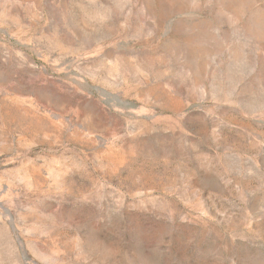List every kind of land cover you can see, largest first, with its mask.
I'll list each match as a JSON object with an SVG mask.
<instances>
[{
    "label": "rangeland",
    "instance_id": "374dc122",
    "mask_svg": "<svg viewBox=\"0 0 264 264\" xmlns=\"http://www.w3.org/2000/svg\"><path fill=\"white\" fill-rule=\"evenodd\" d=\"M0 264H264V0H0Z\"/></svg>",
    "mask_w": 264,
    "mask_h": 264
}]
</instances>
